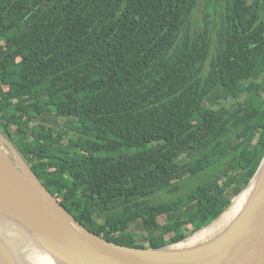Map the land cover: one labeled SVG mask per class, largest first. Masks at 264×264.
Here are the masks:
<instances>
[{"label":"trees","instance_id":"trees-1","mask_svg":"<svg viewBox=\"0 0 264 264\" xmlns=\"http://www.w3.org/2000/svg\"><path fill=\"white\" fill-rule=\"evenodd\" d=\"M0 132L92 233L184 241L264 159V0H0Z\"/></svg>","mask_w":264,"mask_h":264},{"label":"water","instance_id":"water-1","mask_svg":"<svg viewBox=\"0 0 264 264\" xmlns=\"http://www.w3.org/2000/svg\"><path fill=\"white\" fill-rule=\"evenodd\" d=\"M251 185H255L256 191L229 229L192 250L175 249L219 221ZM0 193L6 195L9 206L25 220L34 219L33 210H39L38 239L58 264H264V159L246 189L216 220L186 240L158 249L117 245L89 231L48 191L1 132ZM8 247L6 251L0 243V264H26L17 263L20 251L15 253Z\"/></svg>","mask_w":264,"mask_h":264},{"label":"bare ground","instance_id":"bare-ground-1","mask_svg":"<svg viewBox=\"0 0 264 264\" xmlns=\"http://www.w3.org/2000/svg\"><path fill=\"white\" fill-rule=\"evenodd\" d=\"M254 187L255 185H251L248 191L240 196L232 208L220 218L221 220L210 229H207L212 232L205 239L187 247H184V243H182V247L176 246L175 249L189 251L218 238L242 215L245 206L250 202L256 191V187ZM13 208L16 209L15 207ZM33 218L31 220L23 219L18 212L16 213L9 206L6 195L0 193V243L4 249L6 251L9 250V245L13 252L19 253L20 251L17 263H23L24 261L26 264H58L48 254L41 240L38 239L36 219L41 218V215L37 208L33 210Z\"/></svg>","mask_w":264,"mask_h":264},{"label":"rangeland","instance_id":"rangeland-1","mask_svg":"<svg viewBox=\"0 0 264 264\" xmlns=\"http://www.w3.org/2000/svg\"><path fill=\"white\" fill-rule=\"evenodd\" d=\"M204 2H205V0H200V3H204ZM202 10H203L202 7H201V8L198 7V10H197L196 13H195V17H196L197 19H201V17H202ZM49 120H50V121H49L50 124L54 125L55 128H57V129H61V130L64 129L63 126H64V124H66V123H64V122H67V120H66L65 118H59V119H56V120L50 118ZM46 123H48V121H46ZM138 151H139V149H120V150H115V151L104 152L102 155H104V156L118 157V156H123V155H132V154L137 153ZM237 200H238V199H237ZM237 200H236V201H237ZM236 201H235L234 203H236ZM220 220H221V219H219V221H220ZM219 221H217V222H219ZM160 222H161V224H164L165 222H167V218H166V217H162V218L160 219ZM217 222H216V223H217ZM216 223H215V224H216ZM215 224H214V225H215ZM211 227H212V226H211ZM211 227H210V228H211ZM210 228H209V229H210ZM214 229H215V228H214ZM131 230H132L133 232H135V231L138 230V228L132 225ZM211 232H212V231H208V230L206 229V230H204L203 232H201L199 235L195 236L193 240H189L188 242L184 243L183 246H184V247H187V246L190 245V244L197 243V242H199V241L205 239L206 236L209 235ZM167 237H168V236H167ZM178 246H179V247H182V244H179Z\"/></svg>","mask_w":264,"mask_h":264}]
</instances>
